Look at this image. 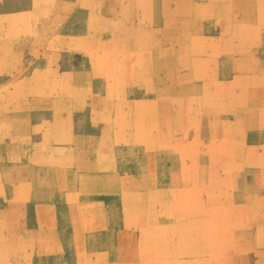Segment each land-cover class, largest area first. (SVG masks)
Instances as JSON below:
<instances>
[{"label":"crops","instance_id":"0c3cea01","mask_svg":"<svg viewBox=\"0 0 264 264\" xmlns=\"http://www.w3.org/2000/svg\"><path fill=\"white\" fill-rule=\"evenodd\" d=\"M155 1L0 0V19L17 18L6 25L17 31L13 43L0 30V264H264V122L202 129L204 144L215 143L203 147L198 175L193 129H157L149 141L125 127V142H117L114 119L138 117L137 103L160 101L146 86L178 85L172 72L162 80L160 34L145 29L143 6ZM36 5L56 8L45 15ZM92 5L102 6L98 21ZM116 5L131 10L120 15ZM261 42L251 66L260 77L250 79L248 94L241 51L232 50L234 117L264 118ZM169 66L176 69V60ZM113 84L126 91L113 92ZM169 96L173 102L178 93ZM174 108L168 116L176 117ZM226 134L235 143L224 152ZM78 145L92 152L81 173L92 183L72 191L63 164L81 169ZM54 148L67 155L49 159ZM211 149L221 153L205 154ZM231 160L238 168L230 170Z\"/></svg>","mask_w":264,"mask_h":264},{"label":"rangeland","instance_id":"374dc122","mask_svg":"<svg viewBox=\"0 0 264 264\" xmlns=\"http://www.w3.org/2000/svg\"><path fill=\"white\" fill-rule=\"evenodd\" d=\"M245 1L246 3L239 6H233L232 0H161V2L157 0L155 4L150 2L151 4L146 3L143 6L146 19H150H148L150 25L145 22V29L151 28L160 34L157 39L160 44V50L157 52V56L160 57V76L162 80L166 79V82H163L167 84V79L172 72L173 75L176 74L178 85L146 86L145 92L160 94V101L137 103L135 108L139 114L138 117L114 119L111 123L115 128H119L117 129L118 143H124L126 140L125 127L139 129L141 139L149 141H152L153 132L158 131L157 129H193L192 152L196 163L193 174L198 175L201 169L198 157L200 154L203 155V147L211 148L215 143L204 144L200 132L202 129H255L258 121L264 122V118L234 117V110L236 106L238 107V102L234 107L232 50L237 47L241 51V58L237 60V64L241 66L242 94L244 92L248 94L250 79L253 78L255 81L260 77L256 74L255 69H251V66L260 60L256 52L258 49H262L259 46L263 44L261 41L264 39V0ZM169 5H172L171 9H169ZM35 8L39 14L49 15L56 7L36 5ZM100 8L102 9L101 5H92V21L99 20L98 10ZM112 8L117 13L121 11L120 15L128 14L131 10V7L126 5H116ZM16 19L9 16L0 19V30L7 36V39H11V43L14 42L17 31L7 30L6 25L15 22ZM23 22L24 14L20 15L16 24L19 25ZM143 39L145 45L151 40L147 37ZM116 58L112 56L110 60H116ZM174 60L177 62V68L170 69L169 63ZM150 62H152V56L145 53L144 64L150 65ZM106 70L103 68L99 72L104 76ZM146 76L151 75L147 74ZM112 77L115 81L120 79L122 71L114 73ZM201 82H204L205 85L201 86ZM185 83L192 85L187 87ZM60 88L66 92L69 87ZM110 88L117 94L126 91L119 84H113ZM185 90L189 94H185ZM174 91H177L178 98L172 102L173 99L169 100V92ZM241 99L243 106V96ZM170 105L175 106L176 117L167 115L170 113ZM154 110L161 111L166 115L153 117L152 111ZM70 129H84V127H71ZM63 143L73 151L71 140L65 139ZM82 143L86 144L84 140ZM234 143L231 136L226 134L221 139L220 145H225L224 152H226L232 150ZM80 146L78 145L75 151L81 169H78L76 165L69 164L70 161L66 158L63 164L65 169L63 176L69 179V189L72 191L88 189L92 183L87 175L81 174L90 167L89 161L92 152H89L86 145L85 148ZM51 150H48L50 152L49 159L52 156H62L61 149ZM207 153L215 156L221 153V149H211L205 154ZM63 154L67 155V153ZM258 158L263 159L264 153L259 154ZM228 165L230 170L238 168L232 160ZM66 184L67 182L65 187L68 186Z\"/></svg>","mask_w":264,"mask_h":264}]
</instances>
